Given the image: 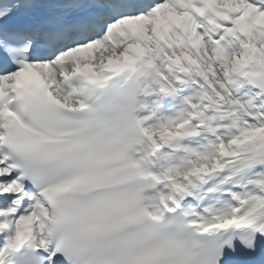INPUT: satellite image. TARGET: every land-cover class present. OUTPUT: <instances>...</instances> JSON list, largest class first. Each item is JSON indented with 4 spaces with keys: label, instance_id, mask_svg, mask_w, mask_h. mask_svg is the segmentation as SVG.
<instances>
[{
    "label": "snow or ice",
    "instance_id": "1",
    "mask_svg": "<svg viewBox=\"0 0 264 264\" xmlns=\"http://www.w3.org/2000/svg\"><path fill=\"white\" fill-rule=\"evenodd\" d=\"M0 264H264V0H0Z\"/></svg>",
    "mask_w": 264,
    "mask_h": 264
}]
</instances>
